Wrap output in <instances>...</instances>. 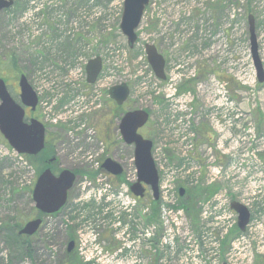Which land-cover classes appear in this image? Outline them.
<instances>
[{
	"label": "rangeland",
	"instance_id": "rangeland-1",
	"mask_svg": "<svg viewBox=\"0 0 264 264\" xmlns=\"http://www.w3.org/2000/svg\"><path fill=\"white\" fill-rule=\"evenodd\" d=\"M258 8L264 10V0H149L133 48L128 47L119 27L122 0H13L12 6L2 10L0 77L19 102L17 82L21 74L26 76L39 100L32 117L54 137L53 173L64 169L77 172L60 211L41 216V226L34 235L20 236L19 228L37 216L31 191L38 174L35 166L17 155L0 134L4 147L0 159V264H65L68 229L74 231L75 239H95L88 226L84 230V224L79 225L84 215L96 218L100 212L93 198L85 195L96 185L94 162L109 157L122 165L125 177L134 172L133 145L124 143L119 132L121 117L127 111L148 112L149 119L139 133L152 141L151 155L159 179H168L171 188L195 186L193 166L186 161L188 152L186 156L182 153L184 136L194 135L191 153L196 150L194 157L200 165H206L207 146L222 167L232 160L233 149L228 155L213 148L218 129L228 137L244 138V147L251 144L263 148L264 159V82L257 83L252 56L246 55L248 14L254 16L257 35L259 30L264 32ZM75 21L80 31L68 38L66 32L74 28ZM34 25L44 26L40 37L31 44L19 42L18 36H30ZM258 40L264 62V34H259ZM146 42L153 43L164 56L168 82L155 80L145 69L142 45ZM96 56L102 60L97 83L89 85L86 79H76L70 73L82 61ZM176 80L178 97L169 95L166 84ZM120 82L128 84L130 93L116 108L107 89ZM94 94L98 103L92 104ZM191 96L188 111L182 112L184 100L190 101ZM250 134L258 141L251 142ZM231 138L225 150L231 146ZM203 171L205 179L211 176ZM232 173L230 176L239 175ZM222 181L220 185L229 198L239 200ZM199 183L207 185L204 179ZM247 184L260 188L253 179ZM261 184L264 192L263 181ZM146 193V198L138 202L134 221L128 224L134 236L147 225L153 226V235L141 240L137 256L140 264H253L254 257L264 264V193L253 202L249 229L243 238L237 241L239 235L233 236L224 248L213 245L207 228L200 224L199 213L197 221L184 212L176 216L158 208L155 216L150 209L143 213L152 199L149 187ZM205 197L197 204L198 212ZM70 224L74 227H67ZM94 233L110 253L119 248L108 225L99 224ZM128 256L118 253L114 262L107 264H127Z\"/></svg>",
	"mask_w": 264,
	"mask_h": 264
},
{
	"label": "built area",
	"instance_id": "built-area-1",
	"mask_svg": "<svg viewBox=\"0 0 264 264\" xmlns=\"http://www.w3.org/2000/svg\"><path fill=\"white\" fill-rule=\"evenodd\" d=\"M260 19L264 20V10L258 8ZM78 22H73L74 28L72 30H68L66 35L68 38H73V33L77 34L80 31L78 27ZM44 29L43 25H34L31 29V35L29 34H21L18 36L19 42L24 41L27 44H31V41L37 40L42 31ZM110 31V28L107 29ZM259 34H264L263 31L259 30ZM157 37V35H155ZM263 37H260L262 41ZM259 41V42H261ZM96 42V41H95ZM33 44V43H32ZM261 46L263 45L260 44ZM143 46V45H142ZM261 49V47H260ZM260 51V50H259ZM242 51H240L241 53ZM264 52V49H263ZM243 53L241 54V56ZM246 55L250 58L249 48H247ZM264 56V54H263ZM87 60L80 63V67H76L71 70V74L75 76L76 79H85V64ZM264 65V62H263ZM252 67V65L250 64ZM145 69L148 71L149 76H153L155 80L157 79L150 69L149 64L146 62ZM141 70V69H140ZM140 70L138 73L140 74ZM167 76V74H166ZM256 78V77H255ZM168 82V78L166 77ZM99 79L96 80L97 83ZM179 81L176 80L173 84H168V89L171 91L169 95L174 96L177 94L178 97L180 93H178V89L176 88V84ZM94 83V84H95ZM158 92V89H155ZM37 92V91H36ZM190 93V92H189ZM184 96L183 94H181ZM189 95V94H188ZM190 101L186 102L184 100L185 105L181 108L182 112H187V106L193 101V96L189 98ZM92 104L98 103L97 94H94ZM77 115V112L74 113ZM181 119L178 120V123ZM193 134L188 138L184 136L181 140L183 143L184 156L188 152V159L186 160L188 164L193 166V180L195 185L200 182V180L204 179L206 184H211L217 182L220 184V180L223 183L227 184L231 189V192L237 196L242 203H244L248 208H252L253 202H257L261 196L263 195L262 184L264 183V162L261 159V153L263 148L258 146L253 147L251 144L247 146H243L245 144L244 138H231L227 136L222 129L217 130V136L213 142V148L218 150L220 153H227L229 155V150L233 149L230 153L232 160H229V164L226 167H222L220 165L219 160L212 153L211 146H207L204 148V155L206 158V165H200L195 159V151L191 153L194 149V139ZM228 138H231L232 144L230 147H227L225 150L226 143H228ZM251 142L255 140V135L250 134ZM258 140H255L257 142ZM189 143V144H188ZM241 150L240 153H237L235 150ZM17 154V153H16ZM4 155V147L0 145V159ZM18 155V154H17ZM239 156L238 160L236 157ZM91 158V156H89ZM241 165H244L241 167ZM207 170V175L211 174V176L206 177L205 175L202 178L201 169ZM94 169L96 170V185L92 186L85 193L86 197L89 199L90 197L96 203V206L99 210V214L95 218L92 214L91 216H83L82 222L79 224H84L85 228L90 229L93 232L95 239L90 240V242L77 239V253L81 260L86 264H107L108 262H114L118 253L129 254L128 263L127 264H140L142 261L137 260L138 249L140 248L142 238L148 239L153 235V226L147 225L142 231H138L136 235H132L130 233L128 224L131 221H134V215L137 211L138 200L130 193L128 183L133 182L135 180V170L131 176H126L124 181L120 182L118 185H114L111 177L99 169V162H94ZM232 171L238 173V176H230L233 175ZM213 174V176H212ZM251 179L254 180V184L256 183L260 188L257 189L249 188L247 181ZM91 186V182L87 184ZM160 203L159 209L169 214H177L183 212L182 209L177 208V193L176 189L170 187L169 180H161L160 181ZM248 190V192L246 191ZM252 194V196L250 194ZM256 197V199H255ZM255 199V200H254ZM247 200V202H246ZM252 200V203H250ZM254 200V201H253ZM85 200L81 201L83 204ZM230 199L227 195V191L223 190L222 187L209 199L203 200L202 205L200 207L199 221L200 224L207 228L206 235L212 241L213 245L216 248H219L220 241L229 233V231L236 224V214L230 209L229 206ZM101 205V206H100ZM149 211V207L145 206L142 210L143 213H147ZM163 216V215H162ZM107 221L106 224H104ZM69 223V220H66ZM99 224L108 225L110 229L113 231L114 238L119 242L120 246L117 250L113 252H109L101 242L97 241L96 234L94 233L96 229H98ZM162 224L165 226L166 223L163 221ZM249 225L247 226V230L249 229ZM78 232V230H77ZM244 234V233H243ZM243 234H240L236 240L243 238ZM79 235V234H78ZM117 264H122L117 263Z\"/></svg>",
	"mask_w": 264,
	"mask_h": 264
},
{
	"label": "water",
	"instance_id": "water-1",
	"mask_svg": "<svg viewBox=\"0 0 264 264\" xmlns=\"http://www.w3.org/2000/svg\"><path fill=\"white\" fill-rule=\"evenodd\" d=\"M148 0H124L123 12L120 21V29L127 38L130 48L136 40V28L140 23L142 13ZM13 0H0V12L9 8ZM248 31L250 51L256 74L259 82L264 79L262 64L258 55V44L255 33V22L253 16L248 15ZM147 60L155 75L164 79L163 56L152 44L145 46ZM102 68V61L99 57L90 59L85 67L86 80L94 83ZM19 100L17 102L10 95L6 83L0 77V134L7 141L8 145L20 154L35 156L39 154L45 145V127L43 123L35 118L25 120V107L32 110L36 108L37 96L24 74L18 79ZM109 97L118 105H122L129 95V87L122 82L111 86L108 89ZM149 118L146 110L137 109L127 111L121 117L119 132L126 144L133 145V159L137 171V180L130 185V191L142 198L145 192V185L150 187L155 200L158 199V173L151 156L152 141L144 138L138 129L144 126ZM55 158H50L52 162ZM102 169L107 173L117 176L122 173V166L112 158H105L101 164ZM76 175L73 171L64 169L54 174L50 167L45 168L38 175L31 192L34 206L41 214H53L58 212L66 203L68 191L71 189ZM179 195L185 192L183 187L179 188ZM231 209L237 213V227L244 231L250 218V212L241 203L233 200L230 203ZM41 218H34L27 221L18 231L19 235L31 236L40 227ZM74 247V241L68 244V251ZM226 264V263H222Z\"/></svg>",
	"mask_w": 264,
	"mask_h": 264
},
{
	"label": "trees",
	"instance_id": "trees-1",
	"mask_svg": "<svg viewBox=\"0 0 264 264\" xmlns=\"http://www.w3.org/2000/svg\"><path fill=\"white\" fill-rule=\"evenodd\" d=\"M116 108H118V106H116ZM54 137L51 136L50 134H46V138H45V146L44 149L40 152V154L38 156H26V158L28 159V161L31 162V164L33 166H35L36 169V174H39L43 169H45L46 167H50L51 170L53 172H55V166L54 163L48 164L46 163V160L50 157H52V155H54L55 153V148H54ZM73 172L76 174V170H73ZM205 175V172H202V177ZM122 177L118 176L115 177L114 180L115 181H120ZM219 188V185L214 183V184H210V185H202L201 183L198 185H195L193 187H186L185 189V193L182 197H179V206L181 208H183L186 216H188L191 220H196L197 221V217H198V202L204 198L206 195L207 197L205 198H209L211 197L214 193L217 192ZM151 204V211H152V215H156L157 214V208H158V202L152 200L150 202ZM57 214V213H55ZM69 232L67 233V239H66V248H65V264H83L82 261H80V259L77 256V253L75 251V249L71 250L70 252H67V246L68 243L71 240H75V235H74V231L72 232L71 229H68ZM237 232V230L234 228V230L231 231L230 235H233ZM230 235L224 240V242L222 243V247L224 248L226 242L229 240ZM254 264H259L257 258L254 261Z\"/></svg>",
	"mask_w": 264,
	"mask_h": 264
},
{
	"label": "flooded vegetation",
	"instance_id": "flooded-vegetation-1",
	"mask_svg": "<svg viewBox=\"0 0 264 264\" xmlns=\"http://www.w3.org/2000/svg\"><path fill=\"white\" fill-rule=\"evenodd\" d=\"M3 78V77H2ZM4 79V78H3ZM4 81H5V83H6V80L4 79ZM17 84H18V82H17ZM6 86H7V89H8V84L6 83ZM9 91V90H8ZM10 93V92H9ZM11 95V94H10ZM12 96V95H11ZM15 100V99H14ZM16 101V100H15ZM18 102V101H17ZM19 102H20V100H19ZM37 112V106H36V108L34 109V110H32L30 107H25V118L27 119V120H29L30 118H32V116L35 114ZM45 146V145H44ZM40 154V153H39ZM39 154H37V155H35V156H38ZM51 158V157H50ZM50 158H48L47 160H46V163H48V164H51V162L49 161L50 160ZM54 161V160H53ZM51 169V168H50ZM40 174V173H39ZM41 216H43V215H40L39 214V217H41ZM34 219V218H33ZM23 226H24V224H23ZM22 226V227H23ZM21 228V227H20ZM19 228V229H20ZM23 237H28V236H26V235H22ZM32 236V235H31Z\"/></svg>",
	"mask_w": 264,
	"mask_h": 264
}]
</instances>
